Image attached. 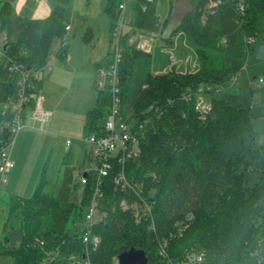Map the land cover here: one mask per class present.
<instances>
[{"label":"trees","instance_id":"1","mask_svg":"<svg viewBox=\"0 0 264 264\" xmlns=\"http://www.w3.org/2000/svg\"><path fill=\"white\" fill-rule=\"evenodd\" d=\"M72 1L58 0L46 18L28 19L0 0L4 55L31 71L42 70L52 39L65 32L69 21L64 11ZM215 1L195 0L193 11L175 29L195 46V72L148 74L145 87L131 97L134 62L147 53L134 44L123 51L121 113L135 120L140 147L137 157L126 162L125 173L142 189L151 215H133L130 205L136 195L120 190L112 171L103 180L99 209L106 217L94 228L100 243L88 250L89 264H114V258L130 249L142 250L150 264H264V139L255 132L252 117L254 94L264 105V80L237 95L228 90L229 78L241 69L248 51L264 78V0ZM119 2L106 0L110 32ZM132 2L133 30L158 33L162 23L155 0ZM232 49L238 52L230 62L225 55ZM15 94L1 61L0 145L9 138L3 105ZM204 98L207 104L201 109ZM108 103V94L96 90L86 113V136L102 135ZM79 166L68 162L55 196L45 192L42 177L30 197L7 195L8 216L16 219L4 225L10 232L0 242V255H8L11 264H71V257L83 264L84 224L80 229L76 223H83L94 177L89 173L85 185L72 184L71 168Z\"/></svg>","mask_w":264,"mask_h":264},{"label":"rangeland","instance_id":"2","mask_svg":"<svg viewBox=\"0 0 264 264\" xmlns=\"http://www.w3.org/2000/svg\"><path fill=\"white\" fill-rule=\"evenodd\" d=\"M129 3H131V0L127 4ZM102 7L103 0H73L65 8L64 16L70 21L71 26V30L67 32L66 37V58L61 62L54 56L61 44V39L55 37L51 42L52 56L49 63L53 69L50 73L47 67L42 69L44 79H46L42 87V92L46 97L45 108L47 109V106L52 101L50 97L56 99L58 106L56 112L50 109L52 117L48 125L45 123L41 126L37 123L36 126L32 127L30 133H27L22 142L17 141L19 139L18 133L12 142L9 150V159L13 163L14 170L11 175L8 173L6 181L0 184V242L4 238L3 236L10 232V227L7 226L4 229V225L12 223L16 219L14 214L13 216H8L7 194H15L25 198L30 197L42 177L45 181V192L55 196L62 184V175L67 167V160L82 158V147L83 145L85 146L83 138L85 135L81 123L83 118L80 110L81 103L88 99L92 104L95 96L94 90H96L95 81L97 79L96 71L91 75L90 81V74L86 72L89 67L87 65L90 63V68H92L97 62L106 59L108 62L113 51V43L110 39V23L108 16L102 11ZM168 10L169 0L157 1L156 11L160 21L166 19ZM126 16L127 19H130L128 15ZM135 31L131 25H125L122 28V35H130L135 40L139 37ZM148 35L145 36L149 38L155 36L156 39L153 42L155 47L149 58H138L134 62L129 87L131 97H134L143 87L148 74H153L155 70L160 71L159 68L164 65V61L167 59L172 62L176 61L175 56L178 48H175L170 58V55H167L165 50L159 47L162 45L160 35ZM184 37V39H187L189 47H195L188 36ZM183 49L186 54L190 52L187 47ZM237 52L236 49L228 51L225 55L226 59L232 62ZM193 54L195 55V52H192ZM64 65L70 72L68 74L65 73L64 76H58L57 74H60L61 71L65 72ZM71 70L79 71L71 74ZM260 78L264 80L262 71L258 68L253 53L248 51L243 58L241 69L236 73L235 80L230 82L228 90L232 91L233 95H237L238 91L242 92L243 88L246 90L248 88L255 89ZM88 79L90 85H88V96L85 97L80 93L83 88H79L76 84H87ZM207 100L208 98L201 100V109L207 104ZM252 117L253 128L260 140H263L264 105L261 104L257 94L253 95ZM129 123L133 125L135 120L130 119ZM67 140H69L68 145L65 144ZM71 173L72 184H79L80 171L76 168H71ZM80 190L81 186H78L75 194L79 195ZM76 226L81 229L83 223L78 221ZM0 264H11V258L8 255H0Z\"/></svg>","mask_w":264,"mask_h":264},{"label":"built area","instance_id":"3","mask_svg":"<svg viewBox=\"0 0 264 264\" xmlns=\"http://www.w3.org/2000/svg\"><path fill=\"white\" fill-rule=\"evenodd\" d=\"M128 1L120 0L118 3L117 18L110 32L113 51L108 62L97 68L96 90L106 92L109 96L108 113L102 123L103 133L102 135L90 134L83 139L89 148L92 167L82 171L79 183L85 185L89 173H92L94 177L93 192L83 216L84 229L81 233V241L86 247V259L83 264H89L88 250H94L100 243V236L94 232V228L106 217L105 212L99 209V204L103 196V180L112 171L116 170L113 178L114 184L120 190L136 195L137 201L130 205L133 215L135 217L151 215V204L141 196L142 189L133 181L128 180L125 173L126 162L137 157L140 152L139 138L134 131V124L130 125L127 116L121 113L119 65L125 47L134 44V39L130 35H122L123 26L130 25L131 22L126 16ZM147 1L152 2L153 0ZM219 3L220 0L215 1V5ZM141 9L144 10V7ZM239 11H243L242 4L239 5ZM70 29L71 26L68 23L64 27L65 32L60 38L61 44L58 50L66 47L67 32ZM4 40L5 34L2 33L0 62L2 61L6 67L9 79L14 82L16 94L3 105V110L8 113L9 117L4 124L9 138L0 145V184L6 181L8 173L13 168V163L9 159V150L17 133L24 127L26 115L29 114L30 118L40 125L47 123L50 118V113L44 108V97L39 90L42 70L31 71L21 62L5 56L2 50ZM51 56L44 67H48ZM235 75L236 73L229 78V82L235 80ZM262 82L261 78L258 79L257 86ZM68 144L69 140L66 141V145ZM71 259V264H76L72 257ZM196 260L200 261L201 255L197 256ZM113 261L114 264H118L116 258Z\"/></svg>","mask_w":264,"mask_h":264},{"label":"crops","instance_id":"4","mask_svg":"<svg viewBox=\"0 0 264 264\" xmlns=\"http://www.w3.org/2000/svg\"><path fill=\"white\" fill-rule=\"evenodd\" d=\"M1 1L9 3L12 6V8L14 10V14L16 16H20L22 18H28V19H44V18H46L47 16H49L52 8L54 6H56L58 3V0H1ZM157 1L158 0H155L156 8H157ZM105 4H106V0H103L102 11L104 12V14H106L104 11ZM194 6H195V0H169V10H168L166 19L163 21H160L159 17H158V20L160 21V23H162L161 29L158 33H143V32L139 33V31H135V33L138 34L139 37H137V39L134 40V45H135L136 49L144 51L145 53H147V57H145V58H149L151 56L152 51L155 47V45L153 44V42L156 39L155 36L150 37V38L146 37L145 35L149 36L148 34H159L160 35L162 45L159 47L163 48L165 50V53L167 55H170V58L172 57V54H173V51L175 50V48H178L176 50L177 55L175 56L176 61L172 62L171 60L168 61V59H167L166 61H164V65L161 68H159L160 71L155 70L153 74H160V73H165L168 71H174L177 73L195 72L198 69L199 65H198L196 53H195V55L194 54L192 55V52H195V47H193V46L189 47L187 39H184L185 38L184 36H187V35H185L181 32L175 31L179 22L185 16H187L188 14H190L193 11ZM132 7H133V2L131 1V3H129L127 5V11H126V15H128L130 17V19H129L130 21H132L134 18V12L132 10ZM156 14H157V11H156ZM157 16H158V14H157ZM68 23L70 24V21ZM139 39H141V40L139 41ZM179 45H181L183 48L187 47V49H190V52L188 54H186L184 52V49ZM54 56L56 57V59L63 62L64 59L66 58V48H64V50H60V51L57 50L54 53ZM49 63H50V61H49ZM106 63H107V59L103 60L101 62L95 63L92 66V68H90L91 67L90 63L87 65L89 67H88V70L86 69V72H88L87 74H90V77H89L90 81H91V75H93L97 71V68L101 65L106 64ZM63 68H65L64 69L65 72L61 71L60 74L59 73L57 74L58 76H61V75L64 76L65 73L68 74L70 72L66 69V65H64ZM52 69H53V67L49 64L47 67V70H49L48 72L50 73L52 71ZM78 71L79 70H71V74L76 73ZM45 80L46 79H44L43 73L41 71V80L39 83V90L44 97V108H45L46 97L42 92V87H43V83L45 82ZM90 81L88 79V83L84 84V85H80L79 83L76 84L79 88H83V91L82 92L80 91V93L83 94L85 97L88 96V85H90ZM92 81L94 82V80H92ZM94 91H95V96H94V101L92 102V104L88 101V99L87 100L85 99V101H82V103H81V109L80 110H81L82 116H83V118L81 120V123L83 125V131H84L86 113L90 108H92V106L94 105V102H95L96 90H94ZM85 93H86V95H85ZM51 95H52V93H51ZM50 99L52 100L51 103H49V105L47 106V109L45 108L50 113V118H49V121L47 122L46 125H48V123H50V120L52 117L51 112L52 111L56 112V109L58 106L56 104L57 101L55 98L52 99L50 97ZM50 109L52 111H50ZM36 125H37V123L30 118L29 114H27L26 117L24 118V127L18 133L19 139L17 138L18 139L17 141L22 142L24 140V138L27 136V133L28 132L30 133V131L32 130V127L36 126ZM84 135H85V133H84ZM84 137H86V135ZM82 150H83L82 158H80V159L72 158V160H67L68 162L71 163V166H77V165L79 166L80 165L79 169L76 168L80 171V174L82 173V171L84 169L92 167V161H91V158H90L89 152H88L89 148L86 145V143H85V146L83 145ZM13 170H14V168L12 169L11 172H9V175H11L13 173ZM7 195H9V194H7ZM11 195H15V194H11Z\"/></svg>","mask_w":264,"mask_h":264},{"label":"water","instance_id":"5","mask_svg":"<svg viewBox=\"0 0 264 264\" xmlns=\"http://www.w3.org/2000/svg\"><path fill=\"white\" fill-rule=\"evenodd\" d=\"M118 264H150L142 250L130 249L117 256Z\"/></svg>","mask_w":264,"mask_h":264}]
</instances>
